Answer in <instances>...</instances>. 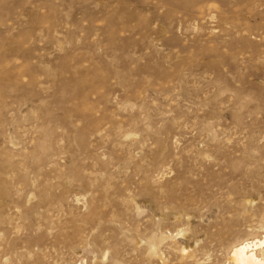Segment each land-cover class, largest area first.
Returning <instances> with one entry per match:
<instances>
[{"label": "rangeland", "instance_id": "1", "mask_svg": "<svg viewBox=\"0 0 264 264\" xmlns=\"http://www.w3.org/2000/svg\"><path fill=\"white\" fill-rule=\"evenodd\" d=\"M263 239L264 0H0V264Z\"/></svg>", "mask_w": 264, "mask_h": 264}, {"label": "bare ground", "instance_id": "2", "mask_svg": "<svg viewBox=\"0 0 264 264\" xmlns=\"http://www.w3.org/2000/svg\"><path fill=\"white\" fill-rule=\"evenodd\" d=\"M264 245L263 241H256L253 244H239L238 247L231 252L230 260L235 264H264L256 258L253 251L257 248H261Z\"/></svg>", "mask_w": 264, "mask_h": 264}]
</instances>
